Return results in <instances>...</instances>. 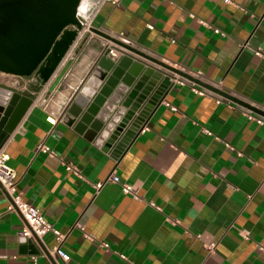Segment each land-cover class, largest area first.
Masks as SVG:
<instances>
[{
	"label": "crops",
	"instance_id": "crops-1",
	"mask_svg": "<svg viewBox=\"0 0 264 264\" xmlns=\"http://www.w3.org/2000/svg\"><path fill=\"white\" fill-rule=\"evenodd\" d=\"M263 13L264 0L100 2L91 27L190 77L172 72L163 99L176 109L159 102L122 145L106 150L62 121V113L102 44L122 46L97 31L81 33L66 74L48 97L55 74L31 93L2 145L18 190L64 234L69 257L48 252L56 244L50 231L40 243L21 241L24 218L7 208L0 185V264H264L256 245H264V123L246 114L264 112ZM35 82L33 74L0 71V85L22 92ZM191 82L210 91L196 92ZM216 94L228 99L217 101ZM39 143L54 154L36 150ZM111 173L140 196L122 191ZM98 180L104 182L96 190Z\"/></svg>",
	"mask_w": 264,
	"mask_h": 264
},
{
	"label": "water",
	"instance_id": "water-1",
	"mask_svg": "<svg viewBox=\"0 0 264 264\" xmlns=\"http://www.w3.org/2000/svg\"><path fill=\"white\" fill-rule=\"evenodd\" d=\"M79 3L80 0H0V71L36 77L34 84L29 83L30 93L0 85V147L34 100L31 93L39 91L55 74L44 93V98L48 97L75 58L78 49L71 48L82 29ZM88 30L101 33L122 48L102 44L98 57L64 106L62 121L74 124L76 130L108 150L122 145L123 139L159 104L173 84L172 72L189 75L107 33L91 26ZM113 49L120 54L115 55ZM21 84L18 80L15 87ZM21 237L22 242L27 239ZM34 239L40 243L38 237Z\"/></svg>",
	"mask_w": 264,
	"mask_h": 264
},
{
	"label": "built area",
	"instance_id": "built-area-1",
	"mask_svg": "<svg viewBox=\"0 0 264 264\" xmlns=\"http://www.w3.org/2000/svg\"><path fill=\"white\" fill-rule=\"evenodd\" d=\"M102 1L103 0H97L92 10L91 18L89 20L79 15L82 21L81 33L87 31L89 26H91V19L94 15V12L98 8L99 3ZM261 17H264V13L263 15H261ZM196 18L201 23L211 27V25L207 23V21L203 20L200 17H196ZM213 29L214 31L219 32L221 35L225 34L223 31H221L217 27H213ZM255 52L258 54L261 53L260 49H255ZM191 86L194 91L199 92L201 94H206L210 91L208 88L198 87L192 82H191ZM215 98L217 101H220L224 99L225 97L221 94H216ZM225 99H228V98H225ZM160 102H163L166 105H170L173 109H176L174 105H172L169 101L163 98L160 100ZM246 114L248 117L255 119L257 122L264 123V115L254 113L252 110H247ZM142 128L145 129L146 126H143ZM205 131L208 133H211V131L207 128H205ZM225 143L226 145L233 147L227 141H225ZM36 150H42V151L47 152L48 154H54L53 149L45 143H39L36 147ZM8 157H9L8 152L1 146L0 147V185L5 188V190L7 191L9 195L7 208L10 210H15L19 212L24 218V222H23L22 227L19 230V233L21 235L31 237L34 239L35 236L38 238H41L45 233L49 231L52 232L55 237L56 244L53 247L49 248L48 252H50V254L52 255L58 254L61 258L67 259L69 257V254L61 247L64 234L58 228H56L51 221H49L44 216L43 212L40 210L38 206L29 202L27 199H25L22 196V193L17 188V182H18L17 173L15 169L7 162ZM66 168L71 169L77 175L82 176L79 169L75 167L74 165H72L71 163H67ZM108 178L113 182H118L120 184L122 191L129 193L136 198L140 196L137 187L133 186L131 183L120 181L119 175L117 173H111ZM103 182L104 181L102 180H98V181L93 182L92 184L94 188L98 190L102 186ZM151 203L154 204V202L152 201ZM77 224L82 230L84 229L81 223H77ZM87 235L90 237H93L92 234L87 233ZM102 244L105 247H108L107 242H102ZM256 245L262 252H264V245L262 243L257 242ZM120 254L124 256L123 253H120ZM33 259L35 260V255H33Z\"/></svg>",
	"mask_w": 264,
	"mask_h": 264
},
{
	"label": "bare ground",
	"instance_id": "bare-ground-1",
	"mask_svg": "<svg viewBox=\"0 0 264 264\" xmlns=\"http://www.w3.org/2000/svg\"><path fill=\"white\" fill-rule=\"evenodd\" d=\"M97 0H80L78 5V13L80 16L89 20L92 15V10L96 4Z\"/></svg>",
	"mask_w": 264,
	"mask_h": 264
}]
</instances>
